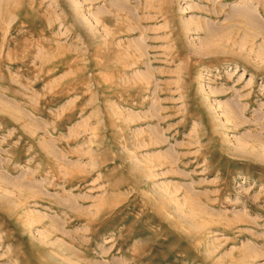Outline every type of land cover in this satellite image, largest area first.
I'll return each mask as SVG.
<instances>
[{
    "label": "rangeland",
    "instance_id": "374dc122",
    "mask_svg": "<svg viewBox=\"0 0 264 264\" xmlns=\"http://www.w3.org/2000/svg\"><path fill=\"white\" fill-rule=\"evenodd\" d=\"M0 264H264V0H0Z\"/></svg>",
    "mask_w": 264,
    "mask_h": 264
}]
</instances>
